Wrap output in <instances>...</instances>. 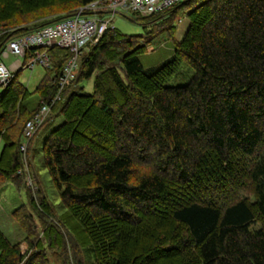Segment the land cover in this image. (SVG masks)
Instances as JSON below:
<instances>
[{
    "label": "trees",
    "instance_id": "1",
    "mask_svg": "<svg viewBox=\"0 0 264 264\" xmlns=\"http://www.w3.org/2000/svg\"><path fill=\"white\" fill-rule=\"evenodd\" d=\"M88 1L0 0V46ZM130 14L142 31L108 24L84 43L40 125L41 161L64 209L41 188L29 194L12 211L21 239L0 229V264H86L84 254L94 264H264V0ZM176 15L188 20L178 40ZM160 32L172 53L145 72L138 54ZM47 50L34 102L21 67L0 89V186L19 180L24 122L55 94L70 55ZM182 61L192 75L164 85ZM92 73L90 91L77 87Z\"/></svg>",
    "mask_w": 264,
    "mask_h": 264
},
{
    "label": "rangeland",
    "instance_id": "2",
    "mask_svg": "<svg viewBox=\"0 0 264 264\" xmlns=\"http://www.w3.org/2000/svg\"><path fill=\"white\" fill-rule=\"evenodd\" d=\"M130 15V11L117 10V12H114L110 16L109 24L124 33L141 32V25L138 22L131 20ZM174 23V38L178 40L183 35L188 20L184 15H176ZM171 53V40L165 32H160L152 38L146 46V50L138 54V59L143 70L145 72H150L159 66L165 59L170 57ZM16 58L19 60L22 59L21 56L10 53L6 56H0V59L6 65H9ZM44 73L45 68L40 65H34L31 69L23 67L18 72L17 80L23 83L28 91H30L27 100H32V102L36 100L37 94L33 91V89ZM192 73L193 68L185 61H182L178 64L176 69L164 79L163 84H183L189 79ZM93 75L94 73L87 78L79 80L77 82V87H81V89L85 91H90L92 88ZM51 118L53 119V124H56L61 120V116L59 114L51 115ZM42 135L43 125L39 126L31 137L25 138L23 136L22 141L25 142V151L22 155V169L18 170V173H20L19 180L15 183L9 181L0 186V229L10 241L21 239V237L25 234V231H23L22 227L19 225L12 211L15 207L21 204L29 205V200L27 198L29 194L33 199H37L38 194L36 189H39V191H41L40 188L42 189L43 195L52 205L56 213L64 209V206L59 202L58 194L51 182L50 176L41 161L39 146ZM28 141L29 143H27ZM35 221L38 223L36 218ZM36 229L40 231L41 226L38 225ZM25 246V242H22L20 245L22 250ZM84 257L86 264H94L92 257L89 254H84Z\"/></svg>",
    "mask_w": 264,
    "mask_h": 264
},
{
    "label": "built area",
    "instance_id": "3",
    "mask_svg": "<svg viewBox=\"0 0 264 264\" xmlns=\"http://www.w3.org/2000/svg\"><path fill=\"white\" fill-rule=\"evenodd\" d=\"M179 0H91L77 6L72 12L60 19L43 23L22 33H16L6 39L0 46V56L8 53L19 55L9 65L0 59V87H4L18 68H32L34 65L47 67L51 56L47 50L50 46L67 48L70 55L65 60L57 78L55 94L49 101H42L38 109L24 122L22 133L29 138L46 119L50 106L59 97V92L73 76L77 67L81 46L93 43L109 24L110 16L117 12L135 11L149 14L169 7ZM1 33V32H0ZM27 140V139H26ZM25 142L20 149L24 151Z\"/></svg>",
    "mask_w": 264,
    "mask_h": 264
},
{
    "label": "bare ground",
    "instance_id": "4",
    "mask_svg": "<svg viewBox=\"0 0 264 264\" xmlns=\"http://www.w3.org/2000/svg\"><path fill=\"white\" fill-rule=\"evenodd\" d=\"M128 15V14H127Z\"/></svg>",
    "mask_w": 264,
    "mask_h": 264
}]
</instances>
